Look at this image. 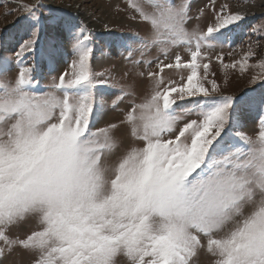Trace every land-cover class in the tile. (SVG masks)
Here are the masks:
<instances>
[{
    "label": "snow or ice",
    "instance_id": "1",
    "mask_svg": "<svg viewBox=\"0 0 264 264\" xmlns=\"http://www.w3.org/2000/svg\"><path fill=\"white\" fill-rule=\"evenodd\" d=\"M191 2L126 0L144 35L113 40L143 66V95L95 71L93 29L66 19L49 31L56 21L45 22L40 0L17 4L19 38H0V264L14 253L28 264H264V87L227 94L205 51L245 15L225 4L205 30H190ZM65 33L73 58L42 87L67 55ZM216 60L241 74L259 69L251 82H264V53L251 44L231 63ZM165 69L188 74L166 81ZM109 97L112 108L126 101L122 118L97 127ZM248 114L258 117L255 138L239 130Z\"/></svg>",
    "mask_w": 264,
    "mask_h": 264
},
{
    "label": "rangeland",
    "instance_id": "2",
    "mask_svg": "<svg viewBox=\"0 0 264 264\" xmlns=\"http://www.w3.org/2000/svg\"><path fill=\"white\" fill-rule=\"evenodd\" d=\"M20 0H0V38L9 41L10 44L14 39H18L22 30L23 21L19 18L23 17L24 13L20 11L17 4ZM25 4L36 3V0H22ZM179 3V0H175ZM40 3L45 5L44 19L48 21H56L55 24L49 26V31H60V26L66 19H71L74 22H83L89 28L93 29L97 34V43L99 51L95 54L93 66L95 71L103 73L104 76L115 77L122 84L138 85V92L143 95L150 88V81L145 76L138 77L135 73L143 70L141 65L139 68H133L121 56V49L113 40V36H127L130 34L139 33L144 35V26L138 21L130 18L135 15L131 9L127 7L126 0H40ZM227 4L233 12H241L245 15V19L239 26L233 27L229 33L230 40H225L223 45L216 44L213 48L205 49L210 58V78L216 79L227 94L241 95L248 89L261 86L264 87V82L257 80L251 82V77L257 74L259 69H249L246 73L241 74L239 71L224 69L223 65L216 60L217 55H223L225 64L231 63L234 59H239L245 51L248 50L251 44L254 51L264 53V36L257 42V36L252 34L253 28L260 29L264 33V0H192L190 15L194 18L188 25L189 29L199 27L201 31L211 24L214 20L213 8L216 11L222 5ZM77 6V7H76ZM81 10V11H80ZM198 10L203 11V15L199 19H195L198 15ZM10 13V14H6ZM108 25V28H105ZM112 33V36L109 35ZM72 41L64 34V51L67 53L65 57L60 58L56 63V72L51 73L47 78L41 81V86H46L50 83L51 76H58L63 71L67 64L65 61H71L72 56ZM183 53V49H179ZM231 53V55H229ZM4 55L10 56V52H5ZM157 55V50H150L145 58H152ZM187 59V54L183 53ZM139 56V53H134V58ZM257 57H253L250 63H256ZM154 68V65H153ZM129 72L128 77H124V72ZM225 72L228 73L227 84L225 85ZM214 73L215 76H211ZM187 71H178L175 69H165V80L174 79L179 81L181 76L186 78ZM199 74H203V69L199 70ZM15 75V70L3 79H11ZM115 97H109L102 111L99 124L97 127H103L107 123H118L122 118V110L125 108V103H121L119 108H112V100ZM195 116L186 117L185 119H195ZM242 127L240 131L248 136L255 138L258 129V117L254 114L244 115L241 118ZM124 129L121 128L115 132V136L120 139L123 136ZM203 264H208V257H201ZM28 264L29 257L26 254L14 253L9 257L6 264ZM117 264H125L124 258L120 257Z\"/></svg>",
    "mask_w": 264,
    "mask_h": 264
},
{
    "label": "bare ground",
    "instance_id": "3",
    "mask_svg": "<svg viewBox=\"0 0 264 264\" xmlns=\"http://www.w3.org/2000/svg\"><path fill=\"white\" fill-rule=\"evenodd\" d=\"M77 7V6H76ZM81 11V10H80Z\"/></svg>",
    "mask_w": 264,
    "mask_h": 264
}]
</instances>
